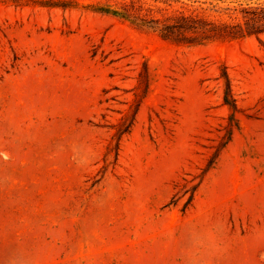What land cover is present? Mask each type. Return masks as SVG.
Instances as JSON below:
<instances>
[{
    "label": "rangeland",
    "instance_id": "obj_1",
    "mask_svg": "<svg viewBox=\"0 0 264 264\" xmlns=\"http://www.w3.org/2000/svg\"><path fill=\"white\" fill-rule=\"evenodd\" d=\"M165 1L0 0V264H264V34L112 12L264 0Z\"/></svg>",
    "mask_w": 264,
    "mask_h": 264
},
{
    "label": "trees",
    "instance_id": "obj_2",
    "mask_svg": "<svg viewBox=\"0 0 264 264\" xmlns=\"http://www.w3.org/2000/svg\"><path fill=\"white\" fill-rule=\"evenodd\" d=\"M60 5H71L74 0H59ZM167 4L169 0L165 1ZM233 2V1H232ZM132 6L135 4L132 3ZM219 15L228 16L227 19H209L199 13H174L165 19L147 18V16L131 11L127 6L121 10H112L116 15L132 19L143 25L155 28L162 37L189 44H202L216 39H240L264 34V5L227 3L225 6L213 4L210 8ZM108 12L109 8H101ZM226 102L236 108L235 103Z\"/></svg>",
    "mask_w": 264,
    "mask_h": 264
}]
</instances>
